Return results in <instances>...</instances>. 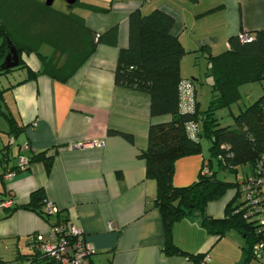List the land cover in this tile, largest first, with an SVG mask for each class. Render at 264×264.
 <instances>
[{"label": "crops", "instance_id": "1", "mask_svg": "<svg viewBox=\"0 0 264 264\" xmlns=\"http://www.w3.org/2000/svg\"><path fill=\"white\" fill-rule=\"evenodd\" d=\"M89 6L100 10L84 8L83 17L101 39L71 79L61 83L37 75L27 80L30 73H38L40 62L34 54H23L21 68L12 71L13 80L2 86L1 108L15 126L11 130L3 118L7 139L0 137V202L11 194L15 206L26 205L30 194L41 188L59 214L45 220L25 209L9 214L0 205V260L30 264L32 236L45 235L49 225L63 219L81 230L85 243L93 248L91 264H194L186 256L164 254L163 221L154 205L156 183L146 178V164L140 157L147 148L149 126L170 118H152L148 94L115 83L119 52L128 44V16L136 10L147 14L159 9L173 17L172 34L188 52L180 63L181 80L193 82L201 112L199 58L207 64L208 56L228 49L230 38L241 32L254 36L264 29V0H91ZM187 58H191L193 78L183 75L182 63ZM241 87L240 100L217 112L220 125L218 113L231 119L229 126L234 127L233 117L264 94V85L253 96H243ZM242 100L247 104L241 105ZM11 136L15 142L5 149ZM24 145L30 147L29 155L46 152L52 159L49 172L43 163L35 162L5 182V172L14 168ZM205 160L203 151L178 159L173 185L180 188L195 182ZM231 201L232 208L236 207L234 187L207 204V215L225 218ZM109 224L115 230L109 231ZM171 239L187 253L207 254L211 264H242L244 260L243 236L230 230L219 239L202 228L198 217L174 223Z\"/></svg>", "mask_w": 264, "mask_h": 264}, {"label": "trees", "instance_id": "2", "mask_svg": "<svg viewBox=\"0 0 264 264\" xmlns=\"http://www.w3.org/2000/svg\"><path fill=\"white\" fill-rule=\"evenodd\" d=\"M186 1L196 3L199 0ZM77 4L85 9L100 10L83 5L79 0L71 8L66 7L64 12L47 7L39 0H0V75L21 68L23 54H34L40 62V70L36 74L30 73L27 80L37 75L61 83L71 79L89 60L101 39V35L87 27L83 15L74 12ZM173 25V17L159 9L147 14L138 10L130 13L128 44L119 52L114 73L117 85L148 94L152 118H170L168 122L149 126L147 148L140 155L146 164V178L156 183L154 205L164 226L163 252L166 256H186L194 264H201L207 254L187 253L175 246L171 239L174 223L198 217L202 228L219 239L230 230L243 236L245 254L242 264L251 261L264 264L252 256V248L259 240L254 225L242 218L236 211L237 206L232 208V201L227 204V216L223 219H214L206 213L209 202L219 200L230 188L234 187L236 192L238 183L253 173L264 155V94L233 117L234 127L220 125L216 117L217 112L229 109L240 100L241 86L264 81V29L255 32L251 43H241L235 36L229 39L225 52L208 56L212 97L201 112L196 100V111L189 114L179 111L178 102V88L182 81L180 63L188 52L172 34ZM8 42L17 52L19 65L2 69L9 53ZM43 49L45 52L42 53ZM3 93L4 90L0 89V117L12 130L15 122L1 108ZM191 122L198 125L196 140L190 139L186 133V124ZM120 135L132 140L130 135ZM203 138L210 143L209 158L203 163L208 164L211 176H202L200 171L191 185L175 187L172 183L174 163L180 158L200 154L199 139ZM30 158V165L41 162L49 172L52 159L46 156V152ZM243 165L248 166L250 173L234 183L216 177L215 168L218 171L228 169L236 175L238 171L234 168ZM44 201V192L40 188L30 194L26 205L4 209L9 214L25 209L48 220L49 217L43 214ZM33 237L35 235L30 242V264H47L46 258L33 249ZM0 264L8 263L0 260Z\"/></svg>", "mask_w": 264, "mask_h": 264}, {"label": "built area", "instance_id": "3", "mask_svg": "<svg viewBox=\"0 0 264 264\" xmlns=\"http://www.w3.org/2000/svg\"><path fill=\"white\" fill-rule=\"evenodd\" d=\"M237 38L241 43H251L254 39L252 35L245 32L239 33ZM178 92L179 111L181 113H195L196 96L193 83L190 80H182ZM186 133L190 139L196 140L198 125L192 122L186 124ZM14 142V137H11L6 148H11ZM99 147H103V143H99ZM29 151L28 145L20 148L14 168L7 170L4 174L5 182H9L16 174L29 168L30 157L32 156L27 154ZM211 174L208 164L204 162L201 175L210 177ZM236 196L238 199L236 211L241 213L246 222L254 225L255 234L259 237L252 248V256L256 260L264 262V155L257 162L253 173L238 183ZM0 205L6 209L13 207L14 201L11 194ZM43 214L49 218L58 217L59 210L45 200ZM108 230H115V226L109 224ZM32 241L34 243L33 249L46 258L47 264H91L93 248L85 243L82 231L66 220L60 219L57 223L49 225L45 235L37 234ZM201 264H211L208 256L204 258Z\"/></svg>", "mask_w": 264, "mask_h": 264}, {"label": "rangeland", "instance_id": "4", "mask_svg": "<svg viewBox=\"0 0 264 264\" xmlns=\"http://www.w3.org/2000/svg\"><path fill=\"white\" fill-rule=\"evenodd\" d=\"M44 2L45 0H39ZM80 3H82L83 5H89L91 3V0H79ZM52 7L55 10H59V11H66V7L64 5V1L63 0H55ZM85 9L83 8V6L81 4H77L75 6L74 12L80 15H83ZM0 45H1V41H0ZM42 53L45 52V49L41 50ZM191 58H187L186 60L183 61L182 63V67H183V75L184 76H188L189 78H193L190 77L191 76V66H190V61ZM199 64L198 66H196V71L198 73V77H200V81L197 82V88L199 90V99L202 100L201 101V105L205 108L208 104V102L211 99V78H210V73H208V64H206L205 60L199 58L198 60ZM14 71V70H13ZM12 73V72H11ZM11 73L8 74H2L0 75V89H2V86H7L9 84V82H11L13 80V77H11ZM261 85H264V81L259 84V83H254V84H248L246 86H242L241 87V92L242 95L244 96L245 94H247V96H253L255 94V89H260ZM255 87V88H254ZM257 91V90H256ZM253 93V94H252ZM245 97H243L244 99ZM242 104H247V101L242 100L241 103ZM235 108V107H234ZM243 108V106H242ZM227 110L222 111L223 113H226ZM220 113V112H219ZM219 117H222L221 121L223 122V126H229V124H231L232 121L231 119H228L226 116L224 117L222 113L219 114ZM5 127V122L3 117H0V137L4 140L7 139V136L3 133L6 130H4ZM12 137V136H11ZM201 147H202V151L205 154V157L208 159L209 158V146L210 143L208 140L206 139H200L199 140ZM235 170L238 171V173L235 175L234 172L229 171L228 169H224V170H220L218 171V169L215 168V170L218 172L216 174V177L224 182H228V183H234L236 180H238L241 176H244L246 173H248L249 168L247 165H243V166H238L236 168H234ZM254 263L256 264H261L257 261H254Z\"/></svg>", "mask_w": 264, "mask_h": 264}, {"label": "water", "instance_id": "5", "mask_svg": "<svg viewBox=\"0 0 264 264\" xmlns=\"http://www.w3.org/2000/svg\"><path fill=\"white\" fill-rule=\"evenodd\" d=\"M55 0H45L44 4L47 7H51ZM77 0H65L67 8H71ZM9 53L4 59L3 64L1 65L2 69H12L19 65V58L17 52L13 46H11L10 42H8Z\"/></svg>", "mask_w": 264, "mask_h": 264}, {"label": "flooded vegetation", "instance_id": "6", "mask_svg": "<svg viewBox=\"0 0 264 264\" xmlns=\"http://www.w3.org/2000/svg\"><path fill=\"white\" fill-rule=\"evenodd\" d=\"M63 1H64V5H65V7H67V6H66V3H65V0H63Z\"/></svg>", "mask_w": 264, "mask_h": 264}]
</instances>
